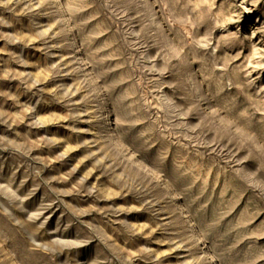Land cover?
Returning <instances> with one entry per match:
<instances>
[{"label": "rangeland", "instance_id": "rangeland-1", "mask_svg": "<svg viewBox=\"0 0 264 264\" xmlns=\"http://www.w3.org/2000/svg\"><path fill=\"white\" fill-rule=\"evenodd\" d=\"M0 264H264V0H0Z\"/></svg>", "mask_w": 264, "mask_h": 264}]
</instances>
